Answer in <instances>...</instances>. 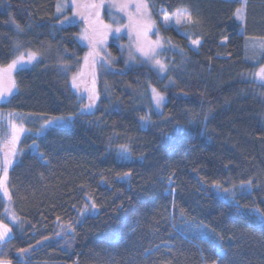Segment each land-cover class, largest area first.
<instances>
[{"label": "trees", "instance_id": "1", "mask_svg": "<svg viewBox=\"0 0 264 264\" xmlns=\"http://www.w3.org/2000/svg\"><path fill=\"white\" fill-rule=\"evenodd\" d=\"M60 1L0 0V68L40 58L16 73L1 111L74 118L21 139L7 182L18 224L0 260L264 264V221L253 211L264 212V86L245 78L264 65V51L251 59L248 48L264 40V0H150L157 17L191 15L180 28L159 22L175 48L163 54L166 77L129 66L115 41L92 55L80 22L61 24ZM72 76L92 88L95 109ZM4 212L0 196L2 221Z\"/></svg>", "mask_w": 264, "mask_h": 264}, {"label": "rangeland", "instance_id": "2", "mask_svg": "<svg viewBox=\"0 0 264 264\" xmlns=\"http://www.w3.org/2000/svg\"><path fill=\"white\" fill-rule=\"evenodd\" d=\"M58 4L62 6V10L59 12L56 7V15L61 19V24L67 25L70 23L75 24L80 22L81 33L78 38L81 39H79V41L82 44H89L91 46L92 55L95 52L94 49L97 51L100 49L101 52H107L109 43H111V41H115L123 54L126 55V60L129 66L143 63L149 65L162 77H166L172 70L171 67L166 64L163 54L164 52H169V50H175V48L173 46H169L159 33V22H161L163 26H173L176 28H180L183 25L190 23L186 18H181V22L177 24V17L175 15L177 12L173 15H167L162 11H157L159 16H155L150 0H84L82 2H79V0H61ZM144 4L147 5V8L141 7L139 10L137 9V5ZM92 5H95L96 7H92ZM122 5H126V7H122ZM186 12L189 13L188 11ZM166 16L169 18V23L167 24L165 23ZM248 48L251 50V59L259 58L261 53L264 51V40H250L248 41ZM145 53L149 54L145 55ZM27 55L28 53L23 55L24 62L22 64L17 65L16 68L11 70V80H13L15 84L16 73L19 70L33 67L40 59L39 56L35 54L36 59L29 63L27 62ZM94 57L91 58L93 59ZM157 60L166 66V71L160 70L159 65L156 64ZM7 66L2 67V69H6ZM262 67H264V65L248 73L245 76L246 80L261 85L255 74L258 73ZM81 69L85 70V67L83 66ZM81 81L82 78L77 77V87L74 88L76 91L84 94L86 98H84L85 103L88 105L87 107L90 110H93L95 109L97 103L96 99L94 100V103L92 100H89L93 90L91 87L87 88L84 84H81ZM4 86H9L7 76H5ZM16 91L17 86L12 90L11 94L6 93L0 97V106L7 102L16 93ZM153 100H155V98L152 99V101ZM90 104L92 105L91 107H89ZM54 119L55 123L50 126L42 127L45 125V121ZM73 120V117L64 116L42 119L41 116L33 114H5L0 109V162L3 161L6 154L9 155V158L13 161L12 165L8 168L9 173V170L19 161L21 157L22 151L20 150V141L24 136H42L47 131L55 127L67 128L71 126ZM12 124H23V127L27 129V131L20 136L19 140L16 141L14 145L15 155H11L13 145L9 143L11 140ZM31 149L33 152L38 153L36 144H33ZM0 180H4L2 164H0ZM4 187L7 189V181L4 183ZM0 194L4 196V188H0ZM220 196L223 199H226L224 193L220 192ZM0 223L6 224L2 220H0ZM12 237L13 232L11 237L7 235L3 241H0V245L7 242Z\"/></svg>", "mask_w": 264, "mask_h": 264}, {"label": "snow or ice", "instance_id": "3", "mask_svg": "<svg viewBox=\"0 0 264 264\" xmlns=\"http://www.w3.org/2000/svg\"><path fill=\"white\" fill-rule=\"evenodd\" d=\"M92 7H96L95 5H92ZM122 7H126V5H122ZM141 7L143 8H147V5H137V9L139 10ZM62 10V6L61 5H57V11H61ZM177 19H176V23L179 24L181 22V18H186L189 22H191V15L189 13H187L186 11H181V10H177V13L175 14ZM236 15L237 18H242V9H237L236 11ZM165 23H169V18L166 16L165 17ZM17 28L19 29V25H17ZM22 31V29H20ZM118 31V29H117ZM87 38V37H85ZM194 44H198L199 41H193ZM154 51V50H152ZM149 53H145V55H148ZM152 58V57H150ZM36 59V55L34 53H28L27 55V62L31 63V61ZM24 62V56L21 55L19 57H17L16 59H14L11 64H9L7 66L6 69H2L0 68V97H2L4 94H11L12 90L16 87V84L13 80H11V70L16 68L17 65H20ZM156 64L159 65L160 70L161 71H166V66L164 64H162L159 60L156 61ZM5 76H7L8 80H9V86L5 87L4 86V80H5ZM255 76L259 79V82L261 83L262 86H264V67H262L260 69V71L258 73L255 74ZM76 77L74 76L72 78V85L73 87H77L76 84ZM153 93H154V98L156 100L157 105H159L161 103V101L163 100V97L161 95H159L156 92V89H153ZM90 100L93 101L95 100V94L93 91V94L89 97ZM92 105L90 104L89 107H91ZM59 119V118H56ZM53 123H55V119L54 120H47L45 121V126H50ZM12 128V133H11V140L9 141V143L11 145H13L12 149H11V155H15V148L14 145L16 143V141L19 140L20 136L23 135L27 129H25L23 127V124L20 125H16V124H12L11 125ZM122 151L127 152V148L126 147H122ZM13 161L9 158V155L6 154L3 161L0 162V164H2V170L4 173V180H6L7 178V173H8V168L12 165ZM4 180H0V188H4V194L7 195V189L6 187H4ZM249 184H251V181L248 182ZM94 207V205H93ZM253 211L259 213V216L261 218L262 221H264V212H261L260 209H254ZM10 229L8 228V226L6 224H2L0 223V241H3L4 238L10 233ZM23 251V250H21ZM0 264H11L10 261L7 260H0ZM220 264H223V260H220Z\"/></svg>", "mask_w": 264, "mask_h": 264}, {"label": "crops", "instance_id": "4", "mask_svg": "<svg viewBox=\"0 0 264 264\" xmlns=\"http://www.w3.org/2000/svg\"><path fill=\"white\" fill-rule=\"evenodd\" d=\"M6 181L8 182V179L6 178V180L4 181V183H6ZM8 190V189H7ZM8 194L4 196L0 194L1 198L3 199L4 201V204H5V215H6V221H3L4 223L8 224V228L13 232V236H14V231H13V227L15 225L18 224V220L15 216H13L12 214V210H11V207H10V194L9 192H7ZM10 231V233L8 234L9 237H11V234L12 232ZM11 239V238H10ZM9 239V240H10ZM4 244V243H3ZM2 245V244H1Z\"/></svg>", "mask_w": 264, "mask_h": 264}]
</instances>
